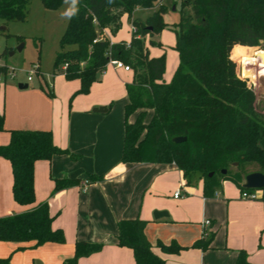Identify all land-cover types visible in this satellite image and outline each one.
<instances>
[{"label":"trees","instance_id":"obj_1","mask_svg":"<svg viewBox=\"0 0 264 264\" xmlns=\"http://www.w3.org/2000/svg\"><path fill=\"white\" fill-rule=\"evenodd\" d=\"M47 9H57L64 0H41ZM71 14L60 39V51L53 66L60 67L66 80H79L77 94H86L96 74H102L111 60L132 69L124 105L123 163H174L185 184L203 179V194L212 196L217 177L230 180L241 190L239 180L251 172L264 173V114L256 107V97L239 76H251L252 55L264 50V0H182L175 32L174 49L178 63L169 82H165V56L150 57L149 46L161 45L153 37L167 27L158 7L144 21L132 18L136 8H152L157 0H71ZM30 0H0V19L23 21ZM127 14L132 27L129 42L112 43L105 33L115 34L121 18ZM97 38L95 42L93 40ZM253 48V54L247 52ZM236 58V59H235ZM66 68L62 69V65ZM51 95V92H49ZM150 111L149 121L144 116ZM134 116L133 120L130 117ZM4 130L0 114V131ZM10 139L0 145V157L7 159L12 171V197L19 205L35 201L34 164L54 155L78 157L56 146L50 130L11 129ZM175 137H185L180 143ZM237 166H233V163ZM254 165L256 170H250ZM222 170L226 172L222 174ZM212 173V176L209 174ZM90 182L102 176L88 175ZM78 178L56 179L53 192L77 185ZM264 201V188L262 189ZM54 216L46 202L22 213L0 217V241L32 242L37 247L47 242L63 244L64 233L52 228ZM146 221L139 217L117 222V245L132 250L135 264H164L145 236ZM213 234L192 246L209 247ZM157 246L165 253L182 247L175 241ZM20 249L24 247H19ZM102 244L77 240L72 258L62 264H76L78 259L101 250ZM0 264H11L10 258ZM235 264H254L243 250Z\"/></svg>","mask_w":264,"mask_h":264},{"label":"crops","instance_id":"obj_2","mask_svg":"<svg viewBox=\"0 0 264 264\" xmlns=\"http://www.w3.org/2000/svg\"><path fill=\"white\" fill-rule=\"evenodd\" d=\"M125 18L128 20L126 14L121 20ZM129 25L132 26L130 21ZM118 32L112 35L105 30L112 43L129 42L131 27L129 38L125 40L117 38ZM147 47L150 51V46ZM108 68L120 79L116 86L120 95L125 96L121 121L119 117L104 115L109 107L103 98L77 107L76 101L82 99L73 98L74 106L69 111L66 96L78 89L80 83L77 79L66 80L62 74L59 75L61 78L72 82L62 98L55 96L54 88L49 91L51 99L30 91L17 93L19 98L6 106L3 113L0 107L4 118L0 145L9 142L11 129L50 130L56 146L78 157L72 160L68 155H54L50 160L36 161L35 201L29 205H19L13 200L11 165L0 157V217L22 213L46 202L50 215L54 216L52 228H59L64 233L63 244L47 242L39 248L40 253H32L33 259L42 264H62L72 258L75 242L82 240L101 243L102 248L80 257L76 264H135L132 250L117 245V222L139 217L146 221L145 236L153 251L164 259V264H235L240 250L246 253L248 261L264 264L262 199L240 198L241 189L230 180H223L212 196H205L203 184L198 180L195 185H186L182 172L174 163L121 162L124 105L128 101L125 86L131 82L132 73L108 64L98 80L107 76ZM163 79L170 81L165 78V72ZM99 86L95 81L90 89ZM99 107L106 111L93 110ZM88 175L102 176V180L90 182ZM62 178H78L79 183L53 192L55 180ZM84 180L88 181L87 185H83ZM176 190L181 194L184 192L185 197L182 194V197L174 198ZM155 210L166 211L168 216L154 219ZM205 219H209L210 224L204 228L202 222ZM208 234H213L208 248L192 246ZM158 241L164 244L175 241L182 248L176 253H165L157 246ZM5 243L15 244L17 249L32 244L0 241V255L11 248L6 250ZM19 254L14 255V262L28 264L30 259L20 263Z\"/></svg>","mask_w":264,"mask_h":264},{"label":"rangeland","instance_id":"obj_3","mask_svg":"<svg viewBox=\"0 0 264 264\" xmlns=\"http://www.w3.org/2000/svg\"><path fill=\"white\" fill-rule=\"evenodd\" d=\"M181 1L157 0L154 7L145 9L136 8L132 14V18L144 21L158 7L165 9L162 18L167 27L161 31L155 40L159 41L161 45L150 46L149 56H165V78H170V80L178 62V53L173 48L175 45V32L173 28L179 19ZM138 9L143 11L136 13L135 11ZM74 10L75 5L71 0H64L59 8L52 10L45 8L41 0H30L27 7V18L25 20L5 21L0 19V107L2 113L6 106H9L12 101H16L19 98L18 94L20 93L35 91L51 99L53 97L49 94V91L54 88L55 96L60 99L67 89L71 87L72 82L61 78L59 76L61 75L60 67L57 69L54 68L53 63L56 54L60 51L61 36ZM128 20L126 18L121 20L122 26L119 32L117 31V38H122L123 40L129 38V29L131 26L129 25L130 20ZM149 39L150 37L148 35L144 37L145 44L148 45ZM20 44H23V46L21 50H18L17 48ZM253 51V48L247 50L249 54H253ZM236 65L239 76L246 79L247 85L255 94L257 109L264 114V75H256L255 78L243 76V66L238 59H236ZM34 66L38 67L36 71L33 70ZM246 67L252 68L254 72L258 71L256 65H246ZM130 71L133 73L132 69ZM29 77L30 79H28ZM120 82L118 76L114 74L111 68H108L107 76L96 80V83L100 85L99 87L94 89L89 88L90 91L86 94H77V89L70 92L66 96V107L71 111L74 106V99L78 97H81L80 99L82 100H77L75 107L83 103L85 104L88 101L103 98V100H107L109 107L108 113L104 115L115 118L119 117L121 121L125 96L120 95V92H118V86L116 85H119ZM19 84H27L28 87L20 89L18 87ZM150 117L151 112L148 111L144 116V121H149ZM249 169L256 170L254 165L250 166ZM217 180L218 186H220L225 179L217 177ZM199 182L204 183L203 179H200ZM239 182L243 183L244 177ZM182 194L184 195V192ZM4 245L6 246V250H8V247L11 248L3 255H0V259L9 257L11 264H15L14 255L19 252V257L21 258L20 263L26 261L25 259H30L28 264H42L38 259H33L32 253L35 251L40 253L39 248L45 244L37 247L27 245L22 249H17L15 244L12 243H5Z\"/></svg>","mask_w":264,"mask_h":264},{"label":"water","instance_id":"obj_4","mask_svg":"<svg viewBox=\"0 0 264 264\" xmlns=\"http://www.w3.org/2000/svg\"><path fill=\"white\" fill-rule=\"evenodd\" d=\"M174 9V8H173ZM23 44H20L18 46V50H21ZM12 54V53H11ZM262 59H264V57L262 56ZM100 74H96V77L99 78ZM28 85L27 84H19L18 87L19 88H26ZM96 112H105L106 109L105 108H95L93 109ZM186 138L185 137H175L173 138V141L176 143H180L185 141ZM233 166H237V163H233ZM226 171L222 170V174H224ZM209 176H212V173L209 174ZM242 187L245 189H263L264 188V173L261 172H251L248 173L244 176V182L242 183ZM164 216H168L166 211H157L155 210L153 212V217L154 219H158Z\"/></svg>","mask_w":264,"mask_h":264},{"label":"built area","instance_id":"obj_5","mask_svg":"<svg viewBox=\"0 0 264 264\" xmlns=\"http://www.w3.org/2000/svg\"><path fill=\"white\" fill-rule=\"evenodd\" d=\"M135 29L131 26V31H134ZM97 40V38H95L93 40V42H95ZM109 64L113 65L115 68H121V69H124L125 71H130V67L126 64H124L123 62L121 61H117V60H111L109 62ZM66 68V64H63L62 65V69H65ZM38 67H35L33 68V70H37ZM32 72V71H31ZM30 72V73H31ZM13 76V74H11ZM30 79V77L28 78ZM88 184V181L87 180H84L83 181V185H87ZM262 195H263V191L262 189H253V190H249V189H243L241 190L240 192V198L242 199H246V200H257V199H262ZM173 197L174 198H180L182 197V194L180 193V190H176L174 193H173ZM210 224V220L209 219H205L203 222H202V226L205 228L207 227L208 225ZM203 235L205 236L206 235V231L204 230L203 231Z\"/></svg>","mask_w":264,"mask_h":264},{"label":"bare ground","instance_id":"obj_6","mask_svg":"<svg viewBox=\"0 0 264 264\" xmlns=\"http://www.w3.org/2000/svg\"><path fill=\"white\" fill-rule=\"evenodd\" d=\"M262 56L264 57V50L256 51L252 56L251 65H256L258 67L257 72H254V70L252 68H250L252 78H255L256 75L257 76L264 75V59H262ZM262 79H263V77H262Z\"/></svg>","mask_w":264,"mask_h":264}]
</instances>
